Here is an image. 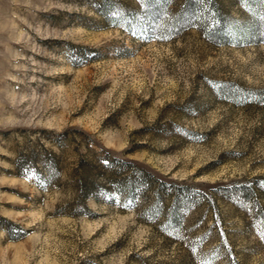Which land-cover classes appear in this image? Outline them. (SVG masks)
<instances>
[{
    "label": "rangeland",
    "instance_id": "1",
    "mask_svg": "<svg viewBox=\"0 0 264 264\" xmlns=\"http://www.w3.org/2000/svg\"><path fill=\"white\" fill-rule=\"evenodd\" d=\"M211 1L217 35L184 0H0V264H264L232 190L264 176V3Z\"/></svg>",
    "mask_w": 264,
    "mask_h": 264
},
{
    "label": "trees",
    "instance_id": "2",
    "mask_svg": "<svg viewBox=\"0 0 264 264\" xmlns=\"http://www.w3.org/2000/svg\"><path fill=\"white\" fill-rule=\"evenodd\" d=\"M143 2L145 3V5H150L153 3L155 4V0H143ZM161 6L162 5L160 3L158 7H161ZM183 8L185 12L180 19L181 20L180 23H182L186 18L190 19L191 17L189 15L195 13L196 12L195 10H197V8L198 9L206 8V10L210 12L211 21H210L209 26L212 29V34L214 33L217 35L221 32V27H222V24L220 21L221 15L217 13L216 11L217 6H215V3L213 1L211 0H184ZM151 16L153 15L151 14ZM261 23H262V26L264 27V18L262 19ZM130 163H132V161H130ZM124 165H125L124 162L114 159L113 164H111V167L116 166V167L122 168ZM141 175L145 179L147 176H149L144 172H142ZM171 183H174V182L172 181ZM232 190L238 194L241 193L242 194L241 196H244V197H252L254 195L256 199V202L254 204L258 206L260 200L257 195H259V193L264 194V176L257 177L251 181L250 180L246 181L244 185H239L237 187L235 186Z\"/></svg>",
    "mask_w": 264,
    "mask_h": 264
},
{
    "label": "snow or ice",
    "instance_id": "3",
    "mask_svg": "<svg viewBox=\"0 0 264 264\" xmlns=\"http://www.w3.org/2000/svg\"><path fill=\"white\" fill-rule=\"evenodd\" d=\"M262 3H264V0H261ZM176 199H179V197H177ZM170 211V210H169ZM261 240H264V234L261 235L260 237Z\"/></svg>",
    "mask_w": 264,
    "mask_h": 264
}]
</instances>
